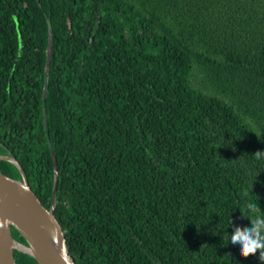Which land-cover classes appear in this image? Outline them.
<instances>
[{
	"label": "trees",
	"instance_id": "trees-1",
	"mask_svg": "<svg viewBox=\"0 0 264 264\" xmlns=\"http://www.w3.org/2000/svg\"><path fill=\"white\" fill-rule=\"evenodd\" d=\"M48 17L55 215L75 263L264 264L225 239L228 219L249 226L239 211L264 212V0H0V155L50 209Z\"/></svg>",
	"mask_w": 264,
	"mask_h": 264
},
{
	"label": "water",
	"instance_id": "water-1",
	"mask_svg": "<svg viewBox=\"0 0 264 264\" xmlns=\"http://www.w3.org/2000/svg\"><path fill=\"white\" fill-rule=\"evenodd\" d=\"M49 40L45 68L43 115L49 148L54 165L52 206L47 209L32 189L21 163L11 154L0 155V161L13 164L21 179L5 175L0 170V264H17L15 250L28 254L38 264H76L67 247L65 232L55 215L59 184L57 156L50 140L46 101L49 94V75L54 48V29L48 17ZM15 227L27 244L17 241L12 232Z\"/></svg>",
	"mask_w": 264,
	"mask_h": 264
},
{
	"label": "clouds",
	"instance_id": "clouds-1",
	"mask_svg": "<svg viewBox=\"0 0 264 264\" xmlns=\"http://www.w3.org/2000/svg\"><path fill=\"white\" fill-rule=\"evenodd\" d=\"M254 155L257 161H264V153L258 151ZM239 213V220L236 223L246 218L249 226L246 228L233 227V221L227 218L226 244L235 248L240 257H247L249 254L258 252V259L264 262V212L255 202L254 205L247 206L244 213L240 211Z\"/></svg>",
	"mask_w": 264,
	"mask_h": 264
},
{
	"label": "bare ground",
	"instance_id": "bare-ground-1",
	"mask_svg": "<svg viewBox=\"0 0 264 264\" xmlns=\"http://www.w3.org/2000/svg\"><path fill=\"white\" fill-rule=\"evenodd\" d=\"M41 3V2H40ZM48 99V98H47ZM46 104H47V101H46ZM47 110V109H46ZM49 126H50V124H49ZM50 129V128H49ZM51 140V139H50ZM58 163V162H57Z\"/></svg>",
	"mask_w": 264,
	"mask_h": 264
}]
</instances>
